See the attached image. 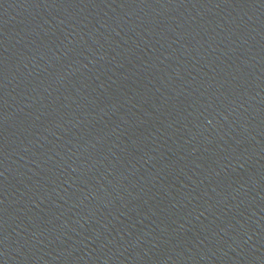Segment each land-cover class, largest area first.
<instances>
[{"label":"water","instance_id":"obj_1","mask_svg":"<svg viewBox=\"0 0 264 264\" xmlns=\"http://www.w3.org/2000/svg\"><path fill=\"white\" fill-rule=\"evenodd\" d=\"M0 264H264V0H0Z\"/></svg>","mask_w":264,"mask_h":264}]
</instances>
